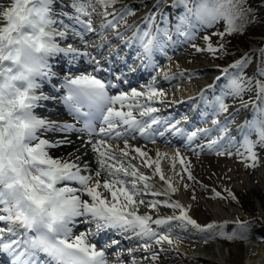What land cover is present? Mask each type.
Wrapping results in <instances>:
<instances>
[{"label":"snow or ice","instance_id":"snow-or-ice-1","mask_svg":"<svg viewBox=\"0 0 264 264\" xmlns=\"http://www.w3.org/2000/svg\"><path fill=\"white\" fill-rule=\"evenodd\" d=\"M166 2L151 0L150 10L140 18L142 24L129 22L137 13L124 0H67L63 4L61 0H9L7 5L0 4V254L9 257L10 264H109L106 249L118 247L120 240L99 247L95 241L107 230L143 240V248L149 253L145 259L151 264L160 259L153 245L160 251L179 250L183 238L174 234L176 228L209 235L223 229V224L201 225L179 201H173L171 194L178 189L162 173V154L157 152L154 159L146 145L140 147L130 141L142 138L154 144L169 135L184 137L190 150L194 142L203 141L197 144L201 150L206 148L218 156L238 155L247 166L257 167L264 160V52L253 75L244 74L253 55L245 54L215 78L226 83L210 84L198 97L189 98L194 108L203 105L201 121L211 127L189 130L182 126L190 123L187 116L173 120L156 115L160 111L156 103L183 101H168L155 75L141 90L122 91V86L130 83L127 73L138 70L127 60L122 68L106 69L99 60L90 59L91 71L84 69L65 76L59 87L52 85L55 93L66 90L63 95L38 94L40 81L51 84L56 76L50 58L63 54L71 57L69 63L81 56L91 58V53L75 46L74 41L64 43L74 37L85 48L100 49L105 43L90 45V37L99 36L111 54L112 43L107 41L111 31L126 48L135 51L142 68L158 70L156 53L167 55V48L194 40L198 27H212L220 21L225 29L215 34L221 39L242 32L249 12L246 0H175L176 6L183 5L184 12L170 26ZM144 6L149 7L147 3ZM202 38L206 47L192 44L195 51L213 55L225 51L223 43L213 47L211 36ZM115 58L122 59L118 50ZM105 70L112 74L111 79L100 75ZM163 79L170 81L175 75L165 73ZM247 94L251 98L245 101ZM229 97L238 99L242 108L251 106L255 113L238 126L239 140L230 130L235 114L226 103ZM57 99L82 127L36 114L40 102ZM225 113L228 115L221 120ZM49 132L65 135L49 140L44 138ZM69 133L88 134L86 146L95 153L94 164L80 163L82 155L70 154V159H63L49 154L53 148L73 143ZM109 141L122 142L123 147L119 143L114 147ZM177 157L182 165L185 163L177 152L171 158L173 169ZM183 171L189 180L195 179L188 168ZM157 176L163 184L157 182ZM145 196L153 199L146 200ZM161 196L167 199H155ZM161 205L173 209L172 214L154 218L139 212L141 206L158 212ZM132 264L140 262L133 259Z\"/></svg>","mask_w":264,"mask_h":264},{"label":"bare ground","instance_id":"bare-ground-1","mask_svg":"<svg viewBox=\"0 0 264 264\" xmlns=\"http://www.w3.org/2000/svg\"><path fill=\"white\" fill-rule=\"evenodd\" d=\"M8 3L9 0H0V4L7 5ZM61 3H64L63 0H61ZM124 3L129 4L130 6L134 7V9H136L137 15L135 17H130L129 22L142 24L140 18L146 15V13L150 10L151 0H124ZM146 3L149 5L148 8L144 6ZM166 8H168V10L173 11L174 13L179 9V6H176L175 0H168ZM174 18L175 17L173 16V23L171 24V26L176 22ZM96 22L99 23V18H97ZM204 29L205 27H198L195 30L198 35V39H194L189 42H182L181 44L176 45L175 47H169L165 50L167 54L170 52L178 51L177 60L174 64H172L171 67L167 69L168 71L165 72L169 76L175 75V79H172L170 81L164 80L163 75L165 73H160V75L156 77L157 86L164 89V91L166 92V99L168 101H183V103H174L166 105L156 103L154 106L160 105V111L156 115H159L162 118L182 120L183 117H177L175 119L173 117L176 113H178V111H187V114L184 115L188 117V121L190 123H185L182 126L188 128L189 130L196 126L195 123L201 125V121L199 120V115H196V112L194 115L191 114L192 107H190L191 109H189V107L187 108L184 106V104H187V100L185 99H188L191 96L198 97V94L202 89L207 88L210 84L219 83L218 81H216L215 78L221 75V68L210 61V53L197 52L195 51V49L192 48V44H196L200 47H206V41L202 38V36H206L203 32ZM120 30L122 32L124 31L123 28H121ZM126 35L130 36L131 31H128ZM110 36H115V34L110 31L107 36V41H109L108 37ZM174 39H176V37H174ZM180 39L183 41L182 37ZM73 41L75 42V46L81 48L82 50L87 51L88 49H96L93 46L85 48V46L80 43L79 39L75 37L73 38V40L65 41L64 43H72ZM102 42L105 43V46L103 48L96 49V51L94 52L97 53L99 52V50H102L101 53L97 57H92L91 55V58L95 57V59L99 60L102 64L105 65V67L107 66L108 68L114 65L116 66L117 64H120L123 67L124 61L127 60L129 64H131L134 68L138 69L134 73V75L138 77L136 87H139V90L145 88L149 83L152 82L153 73L156 70L152 68H142L140 66L141 62L135 58V51L133 49L126 48L123 44H120V40L116 39L112 43L113 51L110 54V50L107 46V43L102 41L99 36L93 35L90 37V45H96ZM62 46H64V44H62ZM117 46L118 49H115V47ZM117 50L119 51V56L122 59L115 58V51ZM164 55V53H156V62H159L160 59H163ZM90 59L89 57L81 56L75 61L69 63L71 57L64 56L63 54H59L57 57L50 58L49 63L53 65V71L56 72V76L52 78L53 84L59 87V84L63 81V78L65 76L77 74L79 70H82V67L87 64L86 61L89 62ZM109 60H112L113 63L109 64ZM87 67L89 69L92 68L91 65H88ZM69 69H71V71H69ZM181 71L184 72L183 76L180 75ZM130 73L132 72L127 73V75H129ZM176 80H180L178 83L183 82L185 80V90H187L185 96H179L178 94H176L175 89L169 87V84ZM40 83L42 84V87L38 90V94L42 92L45 95L51 96L55 94L57 95V97H59L60 95H63L66 92V90L61 89L60 93H55L53 87H51V85L48 84L47 81H40ZM113 93L115 94V90H113ZM208 95L209 98H211L212 92L209 91ZM40 103L41 106L35 110L38 116L50 121H57L60 123H75L77 127H82V122H77L73 115L70 114L68 109L59 99L42 101ZM200 106L201 108H198L199 111L203 109V105L201 104ZM252 109L253 108L251 106H249L248 108H242L240 103L233 104L230 106L229 111L234 113L235 117H238L235 118L236 121L233 122L232 125H230V130L237 136L238 140L240 139L238 126L244 124L245 121L248 120ZM227 115L228 114L225 113L220 117V119L223 120L224 117ZM209 119H211V117H209ZM98 123L99 122H97V124ZM204 127H211V125L205 124ZM64 135L65 134L59 132H49L45 134L44 138H47L49 140H57L63 139ZM67 136L71 141H73V143L71 145L53 148L49 150V154L52 155L53 158L63 159H70V154L82 155L80 163L89 162L94 164L95 153L91 151L90 146H86V142L89 139L88 134L69 133L67 134ZM97 138L98 137H92L93 140ZM157 141L162 144V147L163 144H167L169 146L179 145L182 151H175L170 147L164 148L163 150H157L153 143L144 141L142 138L136 141H130V143L140 147H144L146 145L147 150L149 151V155L152 156L154 159L156 158V153L160 152L162 154L161 159L166 162L167 165H170H168V171H173V173L176 172L175 177L167 176L168 178L172 179V182H174L173 187L178 189L177 192L171 194V199L173 201H179L185 208L188 209L189 207L187 206L188 203H186V201L189 198L192 199L196 192L202 193L200 199L204 204L203 207L205 216L203 218L198 217V204L194 202L190 206L188 212V214L193 219H195L201 225H206L208 223H216L217 225H227L232 222L233 217H236L237 214H240L238 211L239 209L236 208L237 206L235 207L233 205L231 199L225 200L223 197H220V195L216 196L215 194L213 195L214 199H211L212 195L206 192L207 187L195 186L191 183V180L188 179L187 172L183 171L184 168H188V170L192 174L197 173V164L203 165L204 168L207 167L209 169V167L211 166L209 162L210 159H201L197 156V154L201 152H209L208 149L205 148L201 150V148L197 146L198 143H203V141L194 142L191 145V150L189 147L186 146L187 141L184 137L169 135L167 136V140L157 139ZM109 143H112L114 147L119 143V147H123L122 142L109 141ZM177 152H179L180 155L184 158L185 163L182 165L180 163V157H177L174 162L175 168L173 169V160L171 158L176 156ZM85 153L86 155H83ZM239 157L240 156L237 155L236 159H239ZM230 169H233V171L237 170L236 164L226 163L222 158L218 159L217 166L213 167L217 180L220 182L222 188L224 187L225 190H227L230 185L231 176L228 174ZM147 171L150 172L151 169H148ZM245 173L246 175L238 177V182H240L241 185L244 184L245 186H248L250 190H254L256 187L262 188L264 190V160L260 162V167L255 170V173L253 175L249 176L247 174V170H245ZM156 180L159 184H163L162 181H159L158 176L156 177ZM185 184L188 185L187 188L184 187ZM145 199L150 200L153 199V197L145 196ZM155 199L164 200L167 199V197L161 196L156 197ZM258 199L260 211L257 216H255V218L258 220V223L254 229H250L253 231V233L248 234L245 241H237L236 243L229 244L219 236L209 235L208 233H200L191 228L186 231L178 230L174 231V234H179L183 238L179 245V250L176 251L169 249L168 251H160L158 246L153 245V251L160 252V259L158 261L151 262V264H264V247L258 248L253 242V240L257 241L260 237L259 233L264 231V204H262V200L260 198ZM139 212L141 214H152L153 217L156 218L157 215H171L173 209L166 208L161 205L157 212V210L141 206L139 208ZM81 230L83 229L81 228ZM107 232L113 233V237H103L104 239L100 241V235L106 234ZM129 235L130 234H126L124 237H121L118 233H115L112 230H107L101 232L95 238V241L98 243L99 247L100 244L103 245L105 242H109L110 240H112V238L120 240V245L118 246V248H122L121 261L123 263H120L117 259L112 258L113 251H111L110 249L109 251H107L109 264H132L133 259L139 261L140 264H150V262L145 259V257L149 256V253L146 252L143 248L144 241L138 237L128 238ZM239 238H244V235H240ZM0 255L3 256V254ZM111 259L113 261H110Z\"/></svg>","mask_w":264,"mask_h":264},{"label":"rangeland","instance_id":"rangeland-1","mask_svg":"<svg viewBox=\"0 0 264 264\" xmlns=\"http://www.w3.org/2000/svg\"><path fill=\"white\" fill-rule=\"evenodd\" d=\"M63 2L66 3L67 0H63ZM167 3L168 0L166 4ZM245 7L249 9V12L247 19L245 21L244 30L242 32L225 35L223 39H221L215 33L224 31L225 23L223 21L218 22L212 27H205L203 32L205 33L206 36H211V43L213 47L221 43L224 44L225 51L223 53H217L216 55L210 53L211 54L210 61L218 65L221 69L228 67L230 64L235 63L237 60H240L245 54H253L252 62L244 69V74L246 76H251L253 75L257 65L260 63V60L262 58L261 53L264 52V0H246ZM57 11H59V9H57ZM183 12H184V8L182 4L179 5V9L174 13L173 11L168 10L167 14L170 18L171 24L173 23L172 17L174 16L175 17L174 19L177 22L178 17L180 15H183ZM161 26H163V24H161ZM195 39H198V35L196 32H195ZM177 58H178V51L170 52L167 55H164V58L160 59L159 62H157V64L159 65V69L153 73V76L155 75L157 77L158 75H160V73L167 72L168 71L167 69L171 67L172 64L175 63ZM81 71L83 70H79V72ZM88 71H90V69H88ZM79 72L77 74H79ZM179 81L180 80L173 81L172 83L169 84V87L175 89L176 94H178L179 96H185L187 93V90H185L186 82L184 80L183 82L178 83ZM223 83H226V81L224 80L219 81V84L221 86L223 85ZM216 94H219V92L217 91ZM250 98H251V94H247L244 96L245 101L249 100ZM226 103H228L231 106L233 104L240 103V101L238 99L234 100L231 97H229L226 99ZM155 107L160 108V105H157ZM254 115L255 113L252 109L248 117V120H251L254 117ZM173 118L175 119L176 117L174 116ZM233 122H235V119ZM195 125H196L195 127H202L201 125H205V124L202 122L201 125H198L197 123H195ZM253 139H255V136H253ZM154 145L155 148H157V150L160 149L163 150L164 148L170 147L175 151H179V150L182 151L179 145L169 146L167 144H163L162 147L161 146L162 144L158 141H156ZM231 151L235 153L236 149L232 148ZM197 156L200 157L201 159H210L209 162L211 166L208 169L207 167L204 168L203 165L197 164L199 171L197 170V173L192 174L195 179L191 180V183L194 184L195 186L207 187L206 192L212 195L211 199H214L213 198L214 194L216 195L217 192L222 193L223 191L222 194L220 193V197H223L225 200L231 199L233 205L235 207L237 206L236 208L239 209L238 211L240 213L239 215L237 214L238 217L236 216L232 218V222H230L227 225H224L223 229H217L211 235L219 236L229 244L236 243L237 241H241V242L245 241L247 235L253 233V231L250 229L251 228L254 229L258 223L257 222L258 220L255 218V216H257V214L260 211L258 198H260L262 200V204H264V190L259 187H256L254 190H250L248 186H245L244 184L241 185L240 182H238L239 181L238 177H241L242 175H246L245 170H247V174L249 176L253 175L255 173V170L260 167V163L258 164L257 167L253 168L247 166V163L243 160L242 157L236 159L237 155L218 156L215 154V152L212 151L201 152L197 154ZM220 157L224 159L226 163L236 164L237 166V170L233 171V169H230V171L228 172L231 178H230V185L227 190H225L224 187L222 188V185L217 180L215 172L213 170V167H216L218 164V159H221ZM168 165L160 158V167L164 176L166 178L175 177L176 172L173 173V171L170 170L168 171V167L170 166ZM172 184H174V182H172ZM201 194H202L201 192H196L194 195L195 197L194 199L189 198L186 201V203H188L187 206L189 208L194 202L198 204L197 213L199 214L198 215L199 218H203L205 216L204 207H203L204 204L200 199V196H202ZM238 221L243 223L242 227L237 223ZM221 232L223 233V235L220 234ZM259 234H260L259 239L257 241L253 240L254 244L258 248L264 247V231L260 232ZM240 235H244V238L242 239L239 238ZM227 236H234V238L227 239L226 238Z\"/></svg>","mask_w":264,"mask_h":264}]
</instances>
